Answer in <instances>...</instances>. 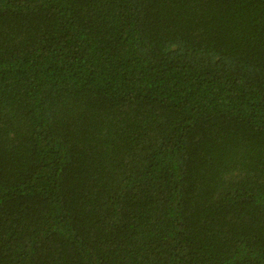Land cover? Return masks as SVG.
<instances>
[{
  "label": "trees",
  "instance_id": "obj_1",
  "mask_svg": "<svg viewBox=\"0 0 264 264\" xmlns=\"http://www.w3.org/2000/svg\"><path fill=\"white\" fill-rule=\"evenodd\" d=\"M0 264H264V0H0Z\"/></svg>",
  "mask_w": 264,
  "mask_h": 264
}]
</instances>
